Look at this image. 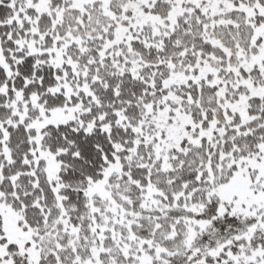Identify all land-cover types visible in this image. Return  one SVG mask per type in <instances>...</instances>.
Instances as JSON below:
<instances>
[{"label": "snow or ice", "instance_id": "1", "mask_svg": "<svg viewBox=\"0 0 264 264\" xmlns=\"http://www.w3.org/2000/svg\"><path fill=\"white\" fill-rule=\"evenodd\" d=\"M0 264H264V0H0Z\"/></svg>", "mask_w": 264, "mask_h": 264}]
</instances>
